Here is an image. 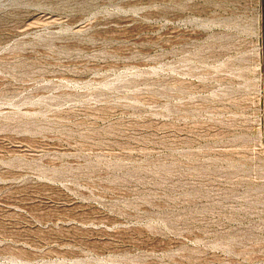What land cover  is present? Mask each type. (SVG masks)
Listing matches in <instances>:
<instances>
[{"label":"rangeland","instance_id":"374dc122","mask_svg":"<svg viewBox=\"0 0 264 264\" xmlns=\"http://www.w3.org/2000/svg\"><path fill=\"white\" fill-rule=\"evenodd\" d=\"M0 264H264V0H0Z\"/></svg>","mask_w":264,"mask_h":264}]
</instances>
